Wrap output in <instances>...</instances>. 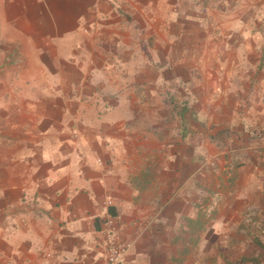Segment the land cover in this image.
<instances>
[{"label": "crops", "instance_id": "0c3cea01", "mask_svg": "<svg viewBox=\"0 0 264 264\" xmlns=\"http://www.w3.org/2000/svg\"><path fill=\"white\" fill-rule=\"evenodd\" d=\"M109 219L264 264V0H0V264H108Z\"/></svg>", "mask_w": 264, "mask_h": 264}, {"label": "built area", "instance_id": "2783aa9c", "mask_svg": "<svg viewBox=\"0 0 264 264\" xmlns=\"http://www.w3.org/2000/svg\"><path fill=\"white\" fill-rule=\"evenodd\" d=\"M104 236L108 264H122L131 249V245L120 242V229L111 219L106 221Z\"/></svg>", "mask_w": 264, "mask_h": 264}]
</instances>
